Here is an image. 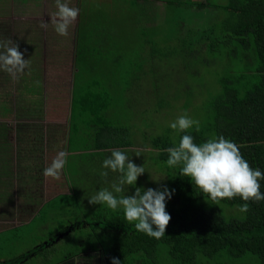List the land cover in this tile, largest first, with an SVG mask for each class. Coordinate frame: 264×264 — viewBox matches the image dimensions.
<instances>
[{"label": "trees", "instance_id": "1", "mask_svg": "<svg viewBox=\"0 0 264 264\" xmlns=\"http://www.w3.org/2000/svg\"><path fill=\"white\" fill-rule=\"evenodd\" d=\"M135 1L137 2L132 3L133 6L138 3L143 7L150 6L148 0ZM177 3L179 6L193 7L203 15H207L209 9L222 10L224 17L219 21L216 19L196 27H194L196 24L194 21L189 25H184L176 20L175 25L167 26V29L163 31L164 35L161 40L151 39L150 56H143V52H139L140 56L134 62V71L120 79L131 80L127 86L132 88V92L140 87L144 89L146 82L154 91V88L159 87L157 80H168L171 69H178L177 63L171 60L172 58L173 61L175 60L176 54L177 60L182 62L180 53L185 55L189 51L196 55L209 50L212 53L202 62L204 66H209L214 54L224 53L232 63L226 67L225 77L220 78V91L210 101L209 113L205 118L206 124H202L199 120V132L193 127L186 133L171 129L155 135L147 126L141 132L138 131L139 128H136L138 133L145 136L144 138L142 136V142L139 140L140 134L128 140V130L118 125L117 118L113 122L112 110L114 107H128L130 99L112 98V101L107 99L105 103L96 105L94 102L91 105L89 99L96 84L90 82L86 85L87 94L81 96L79 91L81 80L106 78L100 69L101 57L88 58L92 48L83 44L81 39L78 40L79 35L76 32L82 33L84 20L88 21L84 13L74 35L69 32L70 35L64 37L68 42L74 40L76 46H73L76 71L72 78V107H70L69 132L66 142L67 163L71 158L87 157L92 163V168L96 165L99 172L92 175L87 171L83 182L85 180L104 181L100 175L102 171H109L107 179L111 181L114 177L111 170L104 169L102 164L103 160L111 155L112 149L118 148L124 151L131 161L138 166L144 165V167L145 163L140 161L141 155L135 154L136 150L147 148L154 150L153 165L157 167L154 168V175L151 176L153 182L148 181L149 187L160 188L161 185H166L169 189H175L171 199L166 200V211L170 213L172 219L165 235L161 239H156L137 231L134 223H128L124 219L122 209L115 211L110 208L106 211L90 209L92 204H89L88 199L80 194L85 186L79 184L74 188L72 184L74 180L70 178L71 173L67 171L64 173L65 181L62 184L66 183L68 191L60 192L46 201L38 202L40 206L36 212L26 215L30 217L28 222H31L42 216L43 209L51 205L54 199H57L56 205L59 207H66L76 199L74 209L67 215L68 217H61L57 228H60L62 233L71 228L70 233L65 235L70 238L71 243L77 242V238L72 236L71 232L74 229L81 230L80 233L84 237L79 240V243L81 245L84 241L83 249L78 246L76 249L69 250L52 264H62L63 261L68 263L70 259L81 253L89 259L88 261L93 262L92 264H112V257L119 258L121 264H223L228 260L232 264H264V201H247L249 204L247 213L239 211V206L246 203L240 197L223 199L219 201V205L213 204L207 200L200 189L195 188L190 177L180 175V165L169 167L166 164L169 155L166 149L176 146L184 134L192 135L197 144L205 142L213 135H223L239 145L242 155L253 168H259L264 172V0H226L224 3H208L206 0H178ZM193 13L195 15V12ZM100 21L101 27L95 29L96 35L105 31L106 43L110 41L111 44L116 45L110 46V49L118 51V63L111 60L110 68L107 69L121 67V63L128 59L125 55L134 46L120 43L111 28L109 18L103 17ZM90 24L86 30L90 28ZM185 29L188 30L187 34L183 32ZM181 34H183L182 38L179 37ZM181 41L182 43H179ZM157 43L159 45L156 46ZM181 44H184L183 49L179 51ZM97 46L102 48L100 43H97ZM175 51L176 53H173ZM241 56L245 63L248 60L253 61L251 65L246 68H237L236 61L242 58ZM182 64L189 75L202 74L201 64L195 63L193 66L185 65L184 62ZM135 75L141 80L133 81L137 78ZM152 75L154 77L150 78ZM100 76L103 77L100 78ZM170 95L167 97L172 101ZM181 95L190 98L188 94H177L178 97ZM188 99L180 100L181 106L183 105L185 109L188 108ZM162 101L164 102L163 98ZM155 104L154 102L151 110L157 109ZM167 107H172V104ZM29 117L27 116L26 120L18 124L16 145L8 142L7 134L4 138L2 137L1 130H8L7 124H2L3 129L0 130V161L3 163L0 167V208H3V204L4 207H10L13 203L11 209L7 207L2 210L8 213L9 218L15 216V209H13L15 202L13 201L19 193L32 201L35 194L43 192L41 187L35 189L31 181L32 179L37 181L35 177H39L38 180L42 181L43 169L51 163V158L45 155L49 151L50 143L48 145L44 134H39L40 131L33 128L32 123L28 121ZM18 144H23V149H15V152L14 150L8 151L6 156L4 150H11ZM26 146L30 147L29 153L25 151ZM22 150L26 152L24 155L21 154ZM94 154L100 159H96ZM39 161H43V165L40 164L42 169H39ZM160 162L162 164L158 166ZM150 165L148 164L147 168H150ZM65 167L68 166L65 165L64 169ZM37 170L38 173H36ZM159 173L165 174V178L161 182H154V179L158 180V177L154 176ZM115 174L118 176V173ZM20 178L22 179L18 182ZM149 179L151 178H147ZM260 184L261 192H264V180H261ZM77 188L82 192H79ZM133 193L131 190L128 195ZM82 200L87 205L80 209L78 206L82 204ZM74 219L77 220L70 221ZM62 240L63 237L60 234H54L47 242L42 241L18 258L6 259L0 264H23L27 257L34 256L43 249H48V252L52 251L54 247L62 243ZM253 257H256L254 258L255 263ZM86 264L89 263L86 261Z\"/></svg>", "mask_w": 264, "mask_h": 264}, {"label": "rangeland", "instance_id": "2", "mask_svg": "<svg viewBox=\"0 0 264 264\" xmlns=\"http://www.w3.org/2000/svg\"><path fill=\"white\" fill-rule=\"evenodd\" d=\"M50 1L51 2H48V4L52 7V10L56 9L55 0ZM148 1L150 2V4H148L150 6L143 7L140 6L139 3L138 5L133 6L132 3L137 2L135 0H68L70 6L79 8V12L82 10L81 17H83L84 13V17L88 20H84L82 33L80 32L79 34L77 31L76 34L79 35L78 40L81 39L83 44L85 43L88 47L92 48L88 54V58L97 59L99 56L101 57L100 69L106 77L103 80H81L79 90L81 96L87 94L85 87L91 82L92 84H96V88L94 87L92 89V96L89 99V103L91 105H93L94 102H96V105L105 103L107 99L112 101V98L122 100L129 98L128 107L113 108V122H115L117 118L118 125H121L120 127L128 130V140H132L133 136L140 134V142H142L143 135L138 133L136 128H139L138 131L141 132L148 126L149 130L155 135L157 133L162 134V132L166 130H171L169 126L170 123L185 112L190 117L200 120L202 124H206L205 118H207L209 113L208 109L210 101L214 99V95L220 91V78L225 77L224 73H226V67L228 64L232 63L228 60V57L224 53H216L213 55L215 57H211L213 60L212 63L209 66H204V64H202L204 61L203 59L210 56V53H212L209 50L208 52L206 51L202 54H194L195 56L189 53V51H187L185 55L180 53L182 62L177 60L176 54L175 60L173 61V58L171 60L173 63H177L178 69H171V74L167 77L168 80H157L159 81L158 89L154 88L153 91L150 84L146 82L144 89H141L140 87L139 89H134L136 91L132 92V88L127 86V83L131 80H124L120 78L134 71V62L139 58V52H143V56H150L149 51L152 46V44H150L151 39L161 40L164 35L163 31L167 29V26L175 25L176 20L184 23V25H189L190 22L194 21L196 23L194 27H196L198 25H204L209 21L213 22L216 19L219 21L224 17V11L222 10L213 9V12L212 9H209L207 10V15H203L193 7L189 8L187 6H179L177 3L178 0ZM206 1L208 3L226 2V0ZM32 7L34 8L31 9H35L37 13L42 11L40 6ZM6 9H10V6L0 5V17L5 16L3 20L4 23L3 21H0V39L10 38L13 41H16L19 44L20 51L27 47V49L24 50L26 53H23L25 57H29V66L35 65L36 62L37 64L34 68H30L31 75L27 73V68L24 70V79H19L20 74L18 73L17 79L13 80L7 72L0 71V129H3L2 124H7L11 128L9 132H15L13 133L14 136L16 135L18 124L26 120V116H30L32 120L29 119L28 121L32 123L35 130L38 132L40 131L39 134H44L45 142H47L48 145L49 142L46 129L53 139L51 145H49V151L45 153V155H48L49 158H51L50 161H52V158L58 151H66V138L69 132V119L71 114L70 107H72L71 104L73 95L70 91L72 80L64 81L63 77H61L62 81H58V68L62 70L60 75L65 74V72L69 75L74 74L76 71V64L74 63L75 60L73 56H67L64 53L73 52L74 47L76 46L74 44V40L68 42L67 38L65 39L64 36H58V34L54 32V28L50 23L51 20L49 19L45 20V22L49 24L46 30L40 27V23L43 21V18H40L36 21L35 28L32 33L27 34L26 25L29 26L31 21H27L26 18H20L21 14H19L16 18V12L12 13V11L10 14L5 15L3 12H5ZM193 12H195V15ZM78 17L80 16L78 15ZM81 17L80 19H82ZM103 17L107 19L109 18L111 28L117 35V39L119 38L120 43L134 46L129 50V53L125 55L128 59L126 62L121 63V67L117 66L112 69H107L110 68L111 60L118 63V51L110 49V46L116 45L111 44L110 41L106 43L105 38L107 34L105 31L101 32L98 36L95 33V29L101 27L100 20ZM89 23H91L90 28L86 30ZM74 29L75 24L69 28V32L73 35L75 33ZM42 31H44V34L41 33ZM193 31H195V29H193ZM183 32L187 34L188 30L185 29ZM192 33L193 32H191V34ZM182 36L183 34L179 35L180 38H182ZM59 38H61V40H58ZM97 43H100L102 48L97 46ZM179 43H182V41ZM157 45L159 44L157 43L156 46ZM182 45L184 44L179 46V51L183 49ZM173 53H176V51ZM58 58L61 62H55ZM53 62H55V66L58 68L51 65ZM183 62L185 65L191 64V66L195 63L201 64L203 67V69H201L202 74L195 76L189 75L186 72V69H184V65L182 64ZM236 62L237 68H246L250 66L253 61L248 60L245 63L242 57ZM25 74H28V76ZM113 74L114 76H112ZM102 77L100 76V78ZM153 77L154 76L152 75L150 78ZM69 78H71V76ZM40 80L41 83L38 84V81ZM135 80L141 79H138L137 76L136 79H133V81ZM114 82L119 84L117 85ZM135 85L137 86V84ZM187 85L189 86L187 87ZM179 90H181V92ZM169 94H171L170 97L172 98V101H170L167 97ZM177 94H188L190 98L188 99L185 95L178 97ZM162 98L164 102L162 101ZM187 99L189 103L188 108L185 109L183 105L181 106L180 100ZM166 100L170 102L168 103ZM154 102L156 103L155 105L157 106V109L154 108V110H151V107H154ZM171 104L172 107H167ZM163 105L165 108H163ZM7 108H10V110L6 111ZM141 109L143 110L141 111ZM118 114L120 115L118 116ZM102 117L104 116L102 115ZM105 117H107V115H105ZM55 130L60 134V136L58 135V140L54 136ZM4 136L5 134L2 135L3 138ZM63 137L65 141L63 140ZM144 137L145 136H143V138ZM15 139L16 136L11 137L8 142L12 144ZM56 141L59 142L58 147L56 146ZM17 148L23 149V146H14L11 150L5 149L4 153L7 156L8 151L14 150L13 152H15V149ZM29 149L30 147L26 146L25 151L28 152ZM25 151L22 150L21 154L24 155L26 153ZM154 155V150H149L148 148L144 149L143 154H141L142 158L140 157V161L145 163V169L148 164L152 165H150V168H147L144 172L146 173L145 176H140L138 178L135 187L148 188V181L153 182V177L151 176L154 175V168L157 167L156 165H153ZM49 158H47L48 161ZM91 164V161L88 160L87 157L83 159L71 158L66 164L68 167H65V171H69V173H71L70 178L74 180V182H72L74 188H76L79 184L81 186H85L83 192L81 189H77L79 192H82L80 193L81 196H84L86 199L95 195L101 187L110 188V182L112 181L111 180L109 183H105V181L93 182L92 180H85L83 182V178L87 175V171H89L88 174L92 175L99 172L96 169V165L92 168ZM161 164L162 162L158 163V166ZM1 166H3V163L0 161V167ZM38 170L36 173H38ZM33 174L35 175V171H33ZM112 174L114 176L113 180H115L117 176L113 172ZM41 176L43 178L42 181L38 180L39 177H35L37 181L32 179L31 183L35 189L36 187H41L43 192L35 194L34 200L32 201L29 200L30 198H27L24 195L21 196V193H19L13 201L15 202V208H13L15 209V216L9 218L8 213L5 211L2 212V210L8 206L4 207L3 204V208H0V262L6 259L18 258L20 255L35 248L42 241L47 242L54 234H60L61 237H63L62 243L57 245L56 248L54 247L52 251L50 250V252H48V249H43L34 256L27 257L23 264H52L55 263L56 259L61 258L64 253L69 250L76 249L78 246L83 249L84 241L81 242V245L79 243V240L84 237L83 234L80 233L81 230L74 229L71 232L72 236L77 238V242L71 243L69 240L70 238L65 236L70 233L71 228H68L65 233H62V230L57 228L61 217H68L67 215L74 209L76 199L73 203L66 207L57 206L56 204L58 201H56L57 199H54L51 205H48L43 209L42 216L34 221L26 222L30 219V217L27 216L30 213L36 212L39 208L40 205L38 202L46 201L60 192L68 191L66 183H63L64 185L62 184V182L65 181L63 171L59 180L45 178L43 173ZM154 177H158V180H160L159 182H161L163 181V178H165V174L162 175L159 173ZM147 178L151 179L147 180ZM21 179L22 178H20L18 182H20ZM154 182L157 181L155 180ZM135 187L128 186L124 193L117 195L128 194L131 190L135 192ZM82 201V204L78 206L80 209L85 208L87 205L84 200ZM12 206L13 203L10 207H8V209H11ZM107 208L108 207L106 205L100 204L91 205L90 207V209H98L100 211H106ZM64 210L67 211L62 212ZM76 220L77 219L70 221L74 222ZM89 254L93 255L94 253ZM83 255L84 254L81 253L73 259H70L68 263L63 261L62 264H86V261L89 264L93 263L88 261L89 259H86ZM254 258L256 257H253L252 259ZM223 264L232 263L228 260Z\"/></svg>", "mask_w": 264, "mask_h": 264}, {"label": "clouds", "instance_id": "3", "mask_svg": "<svg viewBox=\"0 0 264 264\" xmlns=\"http://www.w3.org/2000/svg\"><path fill=\"white\" fill-rule=\"evenodd\" d=\"M56 11L50 12L51 25L55 32L67 37L69 28L74 25L79 15V8L70 6L68 0H55ZM49 24L41 22L40 27L47 29ZM29 67V59L24 58L19 44L12 39H0V71L7 72L13 80L17 74ZM72 80L73 75H70ZM70 91L72 92V86ZM170 128L186 133L195 127L200 131V121L190 117L186 112L170 123ZM169 167L180 168V175L190 177L195 188L201 190L208 201L219 205L223 199L242 198L246 203L239 206L241 213L249 211L247 201H264L260 181L264 180V172L253 168L244 158L238 144L223 135H213L205 142L197 144L194 137L184 134L176 146L166 149ZM143 149H137L136 155L143 154ZM68 153L58 151L50 164L43 169L45 178L59 180L67 163ZM102 167L118 173L109 187H101L95 195L88 197L89 204L107 205L113 211L122 209L124 219L134 223L137 231L161 239L172 219L166 211V200L171 199L175 189L166 185L160 188L135 187L138 178L146 171L144 165H137L120 149H112L111 155L103 160ZM105 183H109V171L100 173ZM157 182L160 180L154 179ZM128 186L135 187L131 195H117L124 193ZM112 264H121L117 257H112Z\"/></svg>", "mask_w": 264, "mask_h": 264}, {"label": "crops", "instance_id": "4", "mask_svg": "<svg viewBox=\"0 0 264 264\" xmlns=\"http://www.w3.org/2000/svg\"><path fill=\"white\" fill-rule=\"evenodd\" d=\"M48 2H51L50 0H0V5H4V6H10V9H6L5 10V12H3L5 15H8V14H10L11 13V11H12V13H15L16 12V18L19 16V14H21V16H20V18H26L27 19V21H31V24L29 25V26H27L26 25V29H27V34H30V33H32V31L34 30V28H35V23H36V21L37 20H39L40 18H43V21L45 22V20L46 19H49V20H51V17H50V15H49V13L50 12H54V11H56V9H54V10H52V7H50V5L48 4ZM42 5V6H41ZM32 6H40L41 8H42V11L40 12V13H37L36 12V10L35 9H31V8H34V7H32ZM50 8H51V10H50ZM40 9V8H39ZM47 11H49V12H47ZM1 14V13H0ZM28 14V15H27ZM82 15V12L80 11L79 12V16L81 17V15ZM40 15H42V16H40ZM4 17L5 16H2V17H0V21H3L4 20ZM80 17H78L77 18V20L75 21V29H74V31L76 32V30H77V26H79V24H80V21H81V19H80ZM3 23H4V21H3ZM44 30H46V29H44ZM54 32H55V30H54ZM42 34H44V31H42L41 32ZM56 33V32H55ZM57 34V33H56ZM60 48V47H59ZM25 49H27V47L25 48ZM24 49V50H25ZM24 50H22L21 52H24ZM63 51V50H62ZM28 52V51H27ZM24 53H26V52H24ZM64 53V52H63ZM65 55H69V56H73V58H74V60H75V57H74V51L73 52H71V53H64ZM24 58L25 59H29V57H25L24 56ZM41 60V59H40ZM39 60V61H40ZM42 60H43V58H42ZM58 61H60L61 62V60H59V58L55 61V62H58ZM55 62H53V63H51V65L53 66V67H56L55 66ZM36 64H37V62L35 63V65H33V66H29L28 68H27V70H28V74L29 75H31V69L30 68H34L35 66H36ZM56 68H58V67H56ZM58 71H59V80L58 81H62L61 80V77H63V80L65 81V80H68L69 79V77H70V75L69 74H67L66 72H65V74H63V75H60L61 74V72H62V70L60 69V68H58ZM23 73H24V71L22 72V73H19L20 74V78L19 79H24L23 78ZM28 74H25L26 76H28ZM69 75V76H68ZM1 80V79H0ZM37 80H39V79H37ZM30 81H33V80H30ZM39 83H41V80L40 81H38V84ZM3 100H4V98H3ZM32 116V115H31ZM27 117V116H26ZM30 118V117H29ZM31 119V118H30ZM68 121V120H67ZM1 130V129H0ZM11 130V128H9L8 127V130H6V131H3V130H1V133H3V134H7L6 136H8V138L10 139L11 137H14V136H16V135H14L13 136V133H15L14 131H11V132H9ZM5 132H7V133H5ZM46 133H47V138H48V140H49V143H50V145H51V143H52V141H53V139H52V137H51V135L48 133V131H47V129H46ZM58 135L60 136V134L58 133V131H54V136H55V138L58 140ZM44 136V135H43ZM6 138V137H5ZM16 140V139H15ZM15 140H13V145L15 144ZM63 140H64V137H63ZM65 141V140H64ZM66 142H67V138H66ZM16 145V144H15ZM58 145H59V142H57L56 141V146L58 147ZM19 146H23V144H18L17 145V147H19ZM17 149H22V148H17ZM16 157V156H15ZM94 157L96 158V159H100V157H98V155H95L94 154ZM23 158V157H22ZM45 159H46V157H45ZM16 161V160H15ZM38 164H39V169H42L41 167H40V164H41V166L43 165V161L41 162V161H39L38 162ZM29 166V165H28ZM64 173H66V171H65V169H63V174ZM65 175V174H64ZM28 222V221H27Z\"/></svg>", "mask_w": 264, "mask_h": 264}]
</instances>
